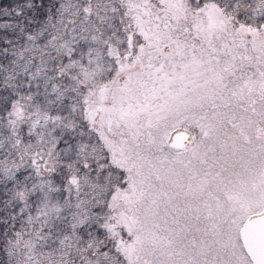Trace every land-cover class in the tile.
<instances>
[{
	"label": "snow or ice",
	"instance_id": "1",
	"mask_svg": "<svg viewBox=\"0 0 264 264\" xmlns=\"http://www.w3.org/2000/svg\"><path fill=\"white\" fill-rule=\"evenodd\" d=\"M0 264H264V0H0Z\"/></svg>",
	"mask_w": 264,
	"mask_h": 264
}]
</instances>
